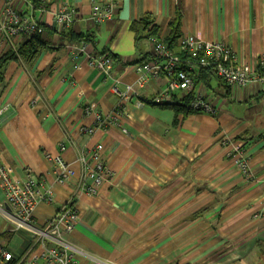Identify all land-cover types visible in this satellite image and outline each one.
Masks as SVG:
<instances>
[{
	"label": "crops",
	"instance_id": "1",
	"mask_svg": "<svg viewBox=\"0 0 264 264\" xmlns=\"http://www.w3.org/2000/svg\"><path fill=\"white\" fill-rule=\"evenodd\" d=\"M94 3L114 8L99 25L92 19ZM17 6L55 33L33 65L16 61L5 70L0 159L16 179L35 177L53 199L41 202L30 227L20 229L0 189V264H44L37 232L70 203L79 218L64 241L77 251L76 264H243L259 250L264 254V82L230 87L214 78L206 87L196 84L195 93L216 103L215 115L152 105L168 80L138 86L135 67L155 52L149 41L137 45L130 29L151 14L164 38L180 15L181 37L222 42L240 64L256 70L264 61V0H45L44 11L33 0H20ZM63 7L76 13L64 34L88 39L84 54L76 55L79 41L63 39L55 26ZM3 8L0 0V13ZM23 39L0 46V56ZM88 56L111 58L109 73L90 68ZM115 87L128 94L125 131L97 128L95 116L85 113L95 105L98 114H113ZM83 127L95 129L88 135ZM235 143L243 146L251 179L233 164ZM101 145L115 175L91 195L83 190L81 159ZM47 153L61 155L74 171L66 185L57 184Z\"/></svg>",
	"mask_w": 264,
	"mask_h": 264
},
{
	"label": "built area",
	"instance_id": "2",
	"mask_svg": "<svg viewBox=\"0 0 264 264\" xmlns=\"http://www.w3.org/2000/svg\"><path fill=\"white\" fill-rule=\"evenodd\" d=\"M3 1L4 8L0 13V46L3 47L4 44L11 46L16 37H31L43 32V27L35 18L24 16L18 11L17 3L20 0ZM44 6L45 0H39L38 8L44 11ZM113 9L112 5L102 6L94 3L92 19L97 25L102 24L111 17ZM75 17L74 10L63 7L54 16L57 30L62 32L71 28ZM150 43L155 52L153 58L135 67V71L139 75L138 86L142 87L148 79L160 81L167 78L168 80L165 89L158 92L150 101L152 104L172 102L175 95L182 92L193 95L187 105L188 110L215 115L218 111L216 103L209 100L204 93L194 92L198 73L201 69L209 66H213L218 78L230 87H247L257 81L264 82V78L256 75V70L253 72L249 67L238 65L234 52L222 42L209 43L185 35L179 39L178 43L180 52L187 53L188 59H182L177 52L158 39L153 38ZM73 48L76 55L84 54L86 44L79 43ZM87 62L93 69L105 73H109L111 70V58L108 56H88ZM260 64L264 66L263 61H260ZM130 91L137 94V90L134 88H130ZM114 92L119 97V104L113 114L109 116L98 114L94 105L85 108L86 114L95 116L97 128L105 129L109 126H116L124 129V103L128 99V94L120 92L117 87L114 88ZM141 104V102L138 103V105ZM6 111V107L0 108V127ZM94 129L83 127L81 132L90 135ZM227 141L225 142L229 143ZM61 151H65L64 146H61ZM103 152L104 147L101 145L90 155L81 159L85 170L83 190L91 195H96L99 188L112 181L115 175L114 171L106 165ZM233 152L232 157L237 169L246 180L251 179V170L243 146L235 143ZM46 159L54 168L57 184L66 185L75 176L74 171L62 159L61 155L53 156L47 153ZM0 189L7 198L16 226L20 229L30 227L35 208L41 202L52 203L53 199L44 186L31 174H28L24 180L16 179L13 169L1 159ZM78 218L77 210L70 203L67 207L62 208L57 217L44 230H38L37 233L44 247V252L40 256L44 260V264L77 263L75 255L77 251L64 241V237L74 231ZM2 256L7 262L12 260L11 254L2 253Z\"/></svg>",
	"mask_w": 264,
	"mask_h": 264
},
{
	"label": "trees",
	"instance_id": "3",
	"mask_svg": "<svg viewBox=\"0 0 264 264\" xmlns=\"http://www.w3.org/2000/svg\"><path fill=\"white\" fill-rule=\"evenodd\" d=\"M33 2L35 6L39 7V0H33ZM41 26L43 27V25ZM130 29L135 34V42L137 45H140V43H142L143 41L150 42V40L154 38L160 40V42L167 45L171 50L175 51L174 48L176 47L178 39L182 34L181 16L177 15L175 19L170 21L169 34L164 38L161 37V28L157 25L156 18L151 14H145L139 20L134 21ZM64 32L65 31L60 32L62 33L61 35L63 39L68 38L72 43L78 41L79 43H88V39L86 38H79L78 40H75L74 38L70 37L69 34H64ZM54 33V30H45V28L43 27L42 33L36 34L31 37H23V41L19 42L14 47H10L5 53H3L0 56V84L4 81V73L7 66L12 62L22 61L27 65H33L37 61L41 53L51 44V39L53 38ZM177 54H179L182 59H188V54L185 52L183 53L178 51ZM198 74L199 76L196 80V84L201 83L205 87L206 85L208 86V82L210 81V79L218 78V76L216 75V70L213 66L201 69ZM256 75L260 78H264V66L260 63H258L257 65ZM179 94H182V96H180ZM192 98V94H184L182 92H179L175 95V98L172 102L159 104V106L172 109L177 114L188 115L190 113H193L192 111L187 109V105Z\"/></svg>",
	"mask_w": 264,
	"mask_h": 264
},
{
	"label": "rangeland",
	"instance_id": "4",
	"mask_svg": "<svg viewBox=\"0 0 264 264\" xmlns=\"http://www.w3.org/2000/svg\"><path fill=\"white\" fill-rule=\"evenodd\" d=\"M68 30V29H67ZM188 36H190V37H192V38H194V39H196V40H201V41H205V42H209V43H215V42H211V41H208V40H204V39H202V38H196V37H194V36H192V35H188ZM183 37V36H182ZM181 37V38H182ZM218 43H221V42H218ZM236 58V61H237V63H238V65H242V64H240L239 62H238V58H237V56L235 57ZM263 61V60H262ZM264 62V61H263ZM87 64H88V66H89V63L87 62ZM141 64H143V63H141ZM244 67H249L253 72H254V69L251 67V66H249V65H243ZM90 67V66H89ZM91 68V67H90ZM257 82H259V81H257ZM257 82H254V83H257ZM135 89V88H134ZM139 91V90H138ZM142 104H145L144 102H141ZM95 106V105H94ZM96 107V106H95ZM240 145H241V143H239ZM233 164H234V166L236 167V165H235V163H234V161H233ZM237 168V167H236ZM243 264H264V254L259 250L256 254H254L251 258H249V259H247L246 260V262L245 263H243Z\"/></svg>",
	"mask_w": 264,
	"mask_h": 264
}]
</instances>
